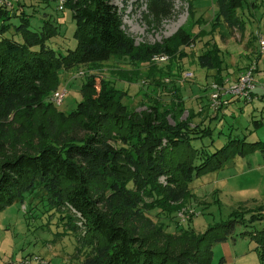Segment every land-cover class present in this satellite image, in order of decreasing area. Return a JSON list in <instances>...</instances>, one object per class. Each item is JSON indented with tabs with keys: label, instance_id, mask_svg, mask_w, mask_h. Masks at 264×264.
Returning <instances> with one entry per match:
<instances>
[{
	"label": "trees",
	"instance_id": "1",
	"mask_svg": "<svg viewBox=\"0 0 264 264\" xmlns=\"http://www.w3.org/2000/svg\"><path fill=\"white\" fill-rule=\"evenodd\" d=\"M113 1L64 0L63 8L71 11L75 23L76 41L74 49L64 55L48 45L49 37L57 34V27L49 19H43L44 25L33 31L26 13L0 6V212L16 202L24 203L27 195H38L46 206L72 212L80 221L82 241L88 249L82 264H211L212 248L227 242L236 226L264 224L261 207L233 210L225 220L193 237L190 248L178 252L148 247L145 239L127 226L133 216H140L142 207L167 213L182 210L192 196L189 184L200 175L224 167L230 157L259 152L264 161V142L260 141L242 140L240 145L238 139H230L209 152L214 129L200 124L191 127V116L179 120L178 115L184 110L180 98L171 110L161 111L155 103L145 112L129 111L121 103L122 92L103 79L96 87L95 76H90L80 88L81 106L66 114L79 127V135L58 143L39 130L35 151L4 156L9 121L19 120L20 133L30 134L33 113L50 107L45 100L58 88L61 71L101 64L112 58H127L133 66L158 61L162 56L167 57L166 61L176 55L182 58L187 55L183 48L204 37L201 32L192 33L194 24L190 23L162 43L137 45L124 30L122 16ZM246 3L250 5L249 0H217L214 25L224 23L229 28L242 29L239 11ZM168 5L167 0H149V10L155 16L163 14ZM192 10L189 2L190 18L194 15ZM15 17L19 19L16 25L11 22ZM8 32L12 36H6ZM206 38L197 64L215 70L213 83L222 85L221 50L213 37ZM148 76H152L151 69ZM167 113L172 115L173 124L166 121ZM255 126L259 128L261 122L255 121ZM219 136L217 133V139ZM94 186L107 199L110 213L98 208L101 200L93 197ZM114 215H122L124 224ZM64 217L73 221V217ZM246 234L255 238L258 232L241 233ZM263 234L264 230L260 231ZM260 240L264 264V236ZM225 263L223 257L218 261Z\"/></svg>",
	"mask_w": 264,
	"mask_h": 264
},
{
	"label": "rangeland",
	"instance_id": "2",
	"mask_svg": "<svg viewBox=\"0 0 264 264\" xmlns=\"http://www.w3.org/2000/svg\"><path fill=\"white\" fill-rule=\"evenodd\" d=\"M167 1L169 5L159 16L150 12L149 0H114L113 3L122 16L124 30L137 45L162 43L172 37L181 26L193 23L191 32H201L204 37L198 38L195 45L183 48L186 57L176 55L167 61V58L160 62L153 59L150 62H138L134 66L127 58H112L101 64L80 65L61 71L58 88L45 100L51 104L50 107L33 113L30 134L20 133L19 120L9 121L5 133L8 141L4 156L35 151L40 140L39 130H44L51 141L58 143L68 136L79 135V127L66 118V114L81 106L80 88L90 76H95L96 87L103 79L122 92L121 103L129 111L145 112L148 111V106L155 103L161 111L171 110L178 101L177 97L180 98L184 110L178 115L179 120L184 121L191 116V127L200 124L214 129V143L208 147L209 152H214L230 139H238L240 145L242 140L249 143L264 142V90L261 89L264 86V56L257 58L256 52L258 37L261 35L264 38V0L257 1V8L251 17L246 14L250 10L248 3L239 11L243 16L242 29L229 28L224 23L214 25L217 0ZM189 2L194 13L192 18L188 11ZM15 3L16 7L26 6L30 30L41 28L44 25L43 19H49L57 27V34L48 39V45L57 54L64 55L68 49H74L75 23L68 8L58 10V0H21ZM11 22L16 25L19 19L15 17ZM214 29L216 30L212 33ZM6 36H12L11 32ZM206 36L214 38L224 60V71L221 74L224 84L214 83L219 86H228L230 82L227 83L226 79L231 81L243 68L240 65L244 63L242 66H245V70L251 64L246 66L247 62H243L240 56L252 46L256 47L254 53L250 54V60L257 67L254 83L255 92L263 94L260 99L256 95L252 101L245 102L221 95V106L211 108L209 95L211 84L215 82V70L200 67L196 60ZM13 37L20 39L18 35ZM150 69L152 76H148ZM57 90H64L65 95L61 96L59 103H53L52 93ZM236 100L239 102L233 103ZM166 121L173 124L170 113H167ZM255 121L261 122L259 128H256ZM217 133H220L219 139ZM189 187L192 196L183 204L182 210L167 213L142 207L140 216H133V220L127 224L128 228L143 237L150 248L178 252L183 248H190L193 237L203 233L208 226L225 220L233 210L245 211L261 207L264 214L263 157L259 152L230 157L224 167L200 175ZM97 189L96 186L92 188V195L101 200L97 203L98 208L104 213H110V206L105 202L107 199L102 198ZM66 215L73 217V221L68 222L64 217ZM72 215L67 210L46 206L38 195H27L24 203L16 202L2 210L0 264H18L35 255L48 264H82L88 249L85 248V241H82L84 232L80 221L77 216ZM114 216L124 224L122 215ZM74 225L76 227L71 229L70 226ZM262 230V223L251 227L236 226L227 242L216 244L212 248L211 264H218L221 257L225 259V264H262ZM243 232H258V235L255 234L257 236L254 238L249 234L241 235Z\"/></svg>",
	"mask_w": 264,
	"mask_h": 264
},
{
	"label": "built area",
	"instance_id": "3",
	"mask_svg": "<svg viewBox=\"0 0 264 264\" xmlns=\"http://www.w3.org/2000/svg\"><path fill=\"white\" fill-rule=\"evenodd\" d=\"M11 2H19L21 0H0V6L10 7ZM64 0H58V10H63ZM260 56H264V38L260 35L258 37V52ZM167 57L162 56L158 61L165 60ZM256 70L255 63H251L244 71H242L237 79L230 83L228 86H219L217 84H211L210 88V105L211 108L216 109L220 106L221 100L220 96H231L233 98H238L241 100H246L247 102L252 101L256 84L254 83V72ZM264 90V86H261ZM62 95H65L64 90H57L52 93L51 101L53 103H59L62 100ZM32 258V257H31ZM25 259L23 262L18 264H48L45 260L37 257L36 255L31 259ZM31 259V260H30Z\"/></svg>",
	"mask_w": 264,
	"mask_h": 264
},
{
	"label": "crops",
	"instance_id": "4",
	"mask_svg": "<svg viewBox=\"0 0 264 264\" xmlns=\"http://www.w3.org/2000/svg\"><path fill=\"white\" fill-rule=\"evenodd\" d=\"M249 2H250V5H248L249 7H250V10L248 11H246V14H248L250 17L252 16V13H254V10L257 8V1L256 0H249ZM255 3V6H252L251 5V3ZM10 3L12 4V6H10V7H7V8H12L13 10H15V11H17V12H24L25 13V11H26V6H19V7H16V3L15 2H11L10 1ZM21 5H23V2H21ZM243 17V16H242ZM256 42V41H255ZM251 45H252V43H251ZM256 50V47H251L248 51H244L243 52V55H241V52H239V56L241 57V59H242V61L243 62H247V64H246V66L247 65H249L250 63H252L251 62V60H250V54H251V52H253L254 53V51ZM256 52H258V50L256 51ZM247 56H249V57H247ZM242 65H244V63L242 64ZM242 65H240V67H243L237 74H235V77L231 80V81H229V80H227L226 79V82L227 83H231L236 77H237V75L241 72V71H243L244 70V68H245V66H242ZM256 71H257V67H256ZM229 83V84H230ZM255 89H256V86H255ZM256 95L258 96V99H260L262 96L261 95H263L261 92H259L258 93V91L257 92H255V90H254V92H253V97H256ZM261 96V97H260ZM236 99V98H235ZM238 100H240L241 101V99H238ZM238 100H236V101H234L233 103H237V102H239Z\"/></svg>",
	"mask_w": 264,
	"mask_h": 264
}]
</instances>
